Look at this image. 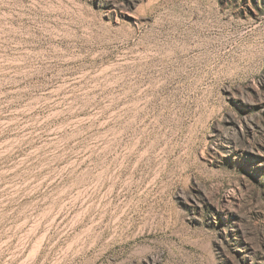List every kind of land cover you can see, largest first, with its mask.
Masks as SVG:
<instances>
[{
	"label": "rangeland",
	"instance_id": "1",
	"mask_svg": "<svg viewBox=\"0 0 264 264\" xmlns=\"http://www.w3.org/2000/svg\"><path fill=\"white\" fill-rule=\"evenodd\" d=\"M0 264H264V0H0Z\"/></svg>",
	"mask_w": 264,
	"mask_h": 264
}]
</instances>
